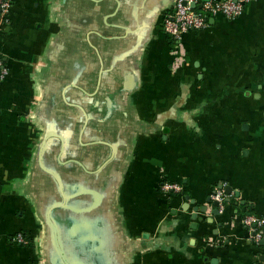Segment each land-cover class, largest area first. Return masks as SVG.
I'll list each match as a JSON object with an SVG mask.
<instances>
[{
    "label": "crops",
    "instance_id": "crops-1",
    "mask_svg": "<svg viewBox=\"0 0 264 264\" xmlns=\"http://www.w3.org/2000/svg\"><path fill=\"white\" fill-rule=\"evenodd\" d=\"M175 2L12 0L0 264H264L242 221L264 215V0L179 51Z\"/></svg>",
    "mask_w": 264,
    "mask_h": 264
},
{
    "label": "built area",
    "instance_id": "built-area-1",
    "mask_svg": "<svg viewBox=\"0 0 264 264\" xmlns=\"http://www.w3.org/2000/svg\"><path fill=\"white\" fill-rule=\"evenodd\" d=\"M250 0H176L173 9L166 14L163 27L170 36L176 51L181 47L183 36L190 31H198L208 26L212 16L221 14L228 18H235L242 14L246 3ZM12 6V0H0V25L8 20V14ZM8 74L4 59L0 56V83ZM161 190L167 193H180L183 184L178 181L166 180L161 183ZM226 183H221L215 188L212 200L218 203V209L223 211L228 192L225 191ZM249 228L256 242L264 238V215L248 214L242 219ZM17 240L28 244L29 240L21 233L17 234Z\"/></svg>",
    "mask_w": 264,
    "mask_h": 264
},
{
    "label": "water",
    "instance_id": "water-1",
    "mask_svg": "<svg viewBox=\"0 0 264 264\" xmlns=\"http://www.w3.org/2000/svg\"><path fill=\"white\" fill-rule=\"evenodd\" d=\"M205 1H207V0H205ZM230 190H231V189L229 188L227 192H229ZM215 205H217V206H218V203H217V202H215ZM216 212H218V208L216 209Z\"/></svg>",
    "mask_w": 264,
    "mask_h": 264
}]
</instances>
